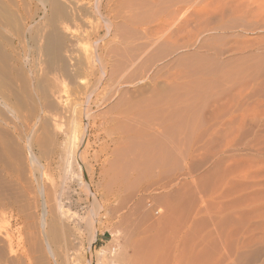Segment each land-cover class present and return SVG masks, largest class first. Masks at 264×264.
Instances as JSON below:
<instances>
[{
	"label": "rangeland",
	"instance_id": "1",
	"mask_svg": "<svg viewBox=\"0 0 264 264\" xmlns=\"http://www.w3.org/2000/svg\"><path fill=\"white\" fill-rule=\"evenodd\" d=\"M1 1L0 8L5 5L8 10L0 12V66L7 67V75L15 82L18 78L13 83L17 85L27 74L23 68L29 50L24 23L31 16L37 28L46 17L38 0ZM106 8L101 17L87 7L90 13L85 9V16L76 23L88 29L101 27L99 35L81 42L68 37L71 41L67 38L66 44L79 55L103 48L112 81L104 77L107 82H100L95 96L92 94L94 102H80L90 113L80 145L82 129L72 134L61 119L52 129L56 133L49 134L54 140L57 135V141L51 138L53 142L48 143V147L58 146L57 150L47 147L50 154H42L47 158L54 155L50 172L39 180L45 181L52 173L54 182L49 179L50 184L48 178V183L43 182L55 183L57 188L52 204L70 233L67 258L59 253L61 236L47 248L23 226L21 234H15V249L17 241L22 240L20 246L26 243L22 249L18 245V254L9 253L0 234V263L55 264L58 255L63 259L58 262L66 264H113L111 257L126 238L135 239L142 229L150 235L148 243L154 238L153 244H146L154 264H264V0H110ZM106 19L112 23L109 33ZM97 70L93 76L83 75L82 80L95 82L100 76ZM64 84L63 89L68 90L69 85ZM24 97L18 107L28 115L37 102L34 96ZM0 108L5 119L0 123L7 124L4 128L10 133L6 130L3 135L14 141L18 160L22 157L18 162L24 169L20 170L21 182L35 188L29 173L33 163L27 159L20 137L31 123L22 125L17 117L21 111L15 116V111L11 113L1 103ZM70 143L75 148L70 149ZM36 149L38 156L41 145ZM79 152L84 157L80 160ZM39 156L43 164L47 158L40 160ZM13 177L3 179L10 183L3 188L8 187L5 192L10 194L19 188ZM89 183L110 196V200L101 198L96 212L88 195ZM25 186L18 189L20 195L17 189L13 194L27 205L24 213L31 211V217L35 190H28L30 195ZM11 212L5 210L0 217L4 218L1 231L11 226ZM88 221L98 229L91 246ZM11 228L15 230V226ZM22 250L32 255L24 258Z\"/></svg>",
	"mask_w": 264,
	"mask_h": 264
},
{
	"label": "bare ground",
	"instance_id": "2",
	"mask_svg": "<svg viewBox=\"0 0 264 264\" xmlns=\"http://www.w3.org/2000/svg\"><path fill=\"white\" fill-rule=\"evenodd\" d=\"M7 1L9 2V0H7ZM24 1H26V0H24ZM27 1H30V0H27ZM38 1H39L41 9L44 11V17H46L45 18L46 22H41V24L43 23L41 26L39 25L36 28L35 26H37V24L33 25L32 21H31V18H33V17L28 16L29 17L28 18L26 15V12L28 10L26 12H24V14L26 15V20L28 18L27 23H24L25 25L23 24L24 28H25V29L23 28L24 29V31H23L24 40H25L24 42H27L26 45L29 48V50H27V52H25L26 55L24 56L25 58H24V63H23L24 64L23 68L27 71V74H23L24 76L22 75V77H21L22 79H21V81H19V83L17 84L18 86H17L13 83L18 82L17 81L18 78H16V82H15L14 79H11V77L9 75H7V73H8L7 67L0 66V103L3 104L7 110H9L11 113H13L15 111L14 114L17 113L18 111H21L23 108L22 109L19 108L20 107L19 100L23 99L24 96H27L30 99H31V97L33 98V96H34V98L37 102V103H35L36 108L35 109L33 108L34 111L31 112V114H28L29 116L24 115L23 112L25 110L24 111L22 110L23 112L21 111L23 114H20V113L17 114L18 118L21 117L20 120H22L24 123L29 121L31 123V125L29 123L30 126L28 127L27 126L28 123L26 125V123L24 124L21 121L22 125L23 126L26 125L28 129L26 130L25 127L20 126L21 128H25V130L18 129V131L22 130V132H21L22 136L19 135L20 132H18V131L16 132V134L19 135L21 137V139H23V141H24L25 150H26V153L28 156V157L27 156H25V157H27V159H29L33 164H36L35 166H33V164L31 165L29 163L32 166V168L30 166L31 169L29 170V173L31 174L30 177L32 179V183L35 181L36 183L35 182L34 183L36 185H35V188L34 187L30 188L29 185L25 186L24 185L25 183L23 184V182H21L22 180L20 179V177H22V176H20V170H22V169H20L19 166L23 163H21V164L19 163V165H18V162H19V160H22L21 159L22 157H19L20 159L18 160L19 154H18L17 146L14 145V143H13L14 141L13 142L8 141L7 138L3 135V132L7 130L4 128L5 126H7V124L3 127L2 126L3 123L2 124L0 123V217H2L5 210H10V211H12L11 213H13L12 215L10 214L13 217L12 222H11V226L5 227L3 231L0 230V234L2 236V240L5 244V246L8 248L10 254L17 253V250L19 249V248L17 249V247H18V245L19 246L21 245L20 242H22V240L17 241L18 245L15 249V241H16L15 240V234H17V236H19L21 234V231H23V229L25 228V226L27 227L26 229L29 228V230H32V232H30V234L32 233L31 234L32 237H35L36 241L39 239V242H41V243L43 242L45 245L48 246L47 248H50L49 246L52 245L53 242H55L54 240L58 236H61L62 241L60 243H62V244L61 245L59 244L60 246L58 245L60 247V250H61V252H59V253H60V256L62 255L63 256L62 258L65 260L67 258V254H68V252H67L68 248H69L68 244H70L71 242H70V238H69L70 233L66 231L67 228L64 229L63 225L61 224V221L59 220L60 217L57 214V211L55 209L56 207H53V206H55V204L54 205L52 204L54 202L53 201L54 200V194H55L54 191L57 188L55 187V189H54L53 184L55 185V183H53L52 185H46L44 183L45 181L47 182V180H46L47 178H48V182L51 181V180L49 181V179L53 180V178H50L52 176V173H49V177H47L45 179V181L43 180L44 182L39 180V179H40V177L47 176L48 171L50 172L51 167H52L51 163H52V157L54 155L52 157L51 156H48V158L46 157V154H50L49 151H48L49 153L47 152L48 148H50V149L54 148V145L51 147L52 144L48 147V145H49L48 143L53 142V141H51L52 135H49V134H51V131L52 132L54 131L52 129L53 128L56 129L55 127H57V125H59L58 123H59V121H61V119L62 120L64 119L68 123L67 127L71 128L72 134H76L75 130L77 131V130L82 129V131H80L81 136L79 138V143H78V145H80L82 139H84L85 125L87 124L86 122H88L87 116L90 114L89 110H88L89 108H87L86 105H89L92 101L94 102V100L92 98V94L94 95V93H95L94 90L100 84V82H101V84L104 82H107V79H108V81L109 80L112 81L111 73L109 72L110 73L109 74L106 71L107 61H105L106 57H105L103 48H100V50H97V51H93L90 53L86 52V53H83L82 55H79V54H76L75 52L73 53V50L71 48H70L71 50L68 49L67 44H66V40L68 37L76 38L77 42H81V41L85 40L86 38L89 39V37L91 38L92 36L94 37V35L95 36L99 35L100 30L102 29L101 27H100L101 29L98 27H96L95 29H93V27L88 29V28H84V27L82 28L76 23L78 20H80L82 17L85 16V9L87 7L90 8V10H92L91 12L96 13V14L101 16L104 13L105 8H106V6L110 0H105V1L95 0L92 3L86 2V1L83 2L84 0H38ZM0 2H1V4L3 3L1 0H0ZM14 4L16 6V3H14ZM29 4H27V5H29ZM4 6H3V9L0 8L1 9L0 12H3L4 9L5 10L7 9V8H4ZM0 7H1V5H0ZM21 8L23 9V7H21ZM109 8H110V6H109ZM27 9H28V6H27ZM106 9H108V7ZM107 11H109V10H107ZM8 12H10V11H8ZM87 12H89V11L87 10ZM13 14H15V13H13ZM27 14L29 15L28 12H27ZM9 15H10V13H9ZM33 15L35 16V14H33ZM105 15H106V13H105ZM2 17H4V16H2ZM10 17H13V16H10ZM23 20H25V19H23ZM8 21H9V19H8ZM81 21H83V20H81ZM71 23L72 24L74 23L73 27H72V25H70ZM105 23H106V29H107L106 32L109 33V31L111 30V24L112 23H111V21L110 22L107 21V19H106ZM0 26H2V25H0ZM33 26L36 29L32 28ZM2 29H1V31H2ZM0 36H1V32H0ZM69 39L70 38H68V40ZM22 41H23V39H22ZM70 41L71 40H69L68 43ZM23 55H24V53H23ZM29 55H31L30 58H29ZM94 63L97 64L98 70L97 69H95V70L99 71L98 73L100 74V76L99 77L97 76V79L95 82H88V81L86 82V80L85 81L82 80L83 75H89V74H91L90 76L95 75L96 71L94 70V67H95ZM24 69H22V71ZM24 73H26V72H24ZM104 77H108V78L106 79ZM94 78H95V76H94ZM65 81L69 85L68 90L63 89V85H65L64 83H66ZM64 88H66V87H64ZM11 97H14L13 102L11 101V99H12ZM94 98L96 100L97 97H94ZM129 99L130 98L128 97V100ZM24 101H27V100H25V97H24ZM80 102H84V104H86V105L83 104V107H80L81 106V105L79 106ZM84 106H86V107H84ZM29 109H31V108H29ZM29 109H27V110H29ZM15 116H16V114H15ZM3 117L4 116H2L1 111H0V122H2V120L4 119ZM27 117L29 119H27ZM7 119H9V118H7ZM4 121H5V119L3 120V122ZM64 122H63V125H64ZM19 125H21V123H19ZM60 125H62L61 122H60ZM15 127L17 129V126H15ZM91 127H95V126H93V123H92ZM91 127H89V128L91 129ZM6 128H8V127H6ZM61 128H63V130H64V127H61ZM60 129L58 128L57 130L60 131ZM7 132H8V130H7ZM63 132L64 131H62L61 133H63ZM54 133H56V131H54ZM57 134H59V132ZM63 134H61V135L64 136ZM53 135H56V134H53ZM74 136H72V137H74ZM47 137L49 140L46 139L47 141H45V142L47 143V145H45V147H44L43 146L44 139ZM56 137H57V135H56ZM56 137H55V140L53 138H52V140L57 141ZM78 137H79V135H78ZM86 137H88V136H86ZM67 138L69 139V137H67ZM74 138H71V139H74ZM71 139H70V141L73 142ZM9 142L13 143L12 145H14V146L12 147ZM70 144L72 145V143H70ZM40 145H41L42 153L37 152V154L38 153L41 154V155L38 154V156L40 155L39 156L40 160L44 156L47 158L46 160L44 159L45 162H43V164L39 163V159H37L38 156L36 155V150H37L36 147H39ZM60 145H62V143ZM73 146H75V145H72V146L69 145V148L70 149H71V147H72V149L75 148ZM86 147H87V145H86ZM46 148H47V150H46ZM57 148H58V146H57ZM57 148H54V150H57ZM63 148L64 147L62 146V149ZM65 148H67V144H66ZM38 149H40V148H38ZM77 149H78V146H77ZM83 149H85V147ZM78 150H80V149H78ZM43 152H45V153L47 152V153L46 154L44 153L45 155L42 156ZM58 152H59V150H58ZM64 152L65 151L62 150V153H64ZM81 152L84 153V151H81ZM82 153H80L81 155L79 154L81 157H79L78 154H76L77 156L74 153H72V154L75 155L76 157H79V160H80V158L83 157ZM57 154H55V155L57 156ZM60 154L61 153H59V155ZM61 155H63V154H61ZM23 159H25V158H23ZM58 159H59V157H58ZM94 159L96 160L98 158L95 157ZM56 160H57V158H56ZM60 160L61 159H59L58 161H60ZM61 161H63V160H61ZM61 161H60V163H61ZM71 161H73V160H71ZM54 162L52 164H54ZM29 164L27 163L26 165L28 166ZM55 165H53V166L55 167ZM21 168H23V167L21 166ZM90 170H91V168H90ZM22 172H24V169L22 170ZM50 174H51V176H50ZM11 176H14L13 178H15V183L19 187V188L16 187L15 190L16 189L17 190L23 189V187L21 188V185L30 188V189H28V188L24 187L26 189L25 190L26 193L28 190H30V192H31L33 188L35 190V192L32 191L33 197H31L33 199V200H31V202L33 201L31 207L33 208L32 210H34V212L32 211L34 214H32L31 217H29V214L31 213V211L29 213L28 212L24 213L25 212L24 207H26L27 205L25 206L24 205L25 203H21L22 201L20 200V198L16 194H13L15 192V190L12 194H10V192H8V191H7L8 193L5 192L6 190H8L7 189L8 187L6 188V190L3 189L6 187V185L8 186V184H10V183L7 184V182L5 183L4 181L7 180V178H9ZM92 177H91V179H92ZM89 178H90V175H89ZM3 179H5V180L3 181ZM42 179H44V178H42ZM7 181H9V180H7ZM53 182H54V180H53ZM51 183H52V181L50 182V184ZM27 184H28V182H27ZM29 184H31V182H29ZM92 184L88 185L87 189H88L89 198L95 204V207L92 205L94 207L93 211H95V209H97L96 205H97V203L100 202L101 198L106 199V200H110V196L106 197L105 194L99 193V191H97L95 188H93L91 186ZM1 188L4 190V193L2 192L3 190ZM107 189H108V186H107ZM11 190L13 191V189H11ZM9 191H10V189H9ZM142 191H144V190H142ZM16 192L19 194V192L21 193V190H18ZM30 192L28 191L29 194H30ZM26 199H28V198H26ZM27 203L29 205H31V203L29 201ZM94 213L93 212L91 213L92 218L94 216L93 215ZM4 215H5V213H4ZM33 215H35V216H33ZM92 218H90V220H92ZM3 219H0V220L3 221ZM93 220H92V222H93ZM92 222L88 221V223L86 224L87 228L91 230V231L89 230L91 233L90 234L91 235L90 236L91 237L90 238V246L92 245V243L97 238V232H96L97 228L95 226H93ZM12 225L15 226V230H13L11 228ZM19 225H22V226H19ZM4 226H6V225H4ZM4 226H2V227H4ZM8 226H9V224H8ZM23 226H24V228H23ZM152 234H151V236H152ZM136 235H137L136 238L135 239L133 238V240H131V238H129L131 236L130 235L126 238L125 242L123 241L124 242L123 247H121L120 251L119 252L117 251V253H115V255H113L111 257L113 264H152L153 263V257H150L149 256L150 254L149 255L147 254L149 251L147 250L146 244L148 246L149 244H151V241L153 244L154 238L153 239L151 238L152 240L149 239L150 243H148L147 235H149V233L147 234L146 231H143L142 229H140V231L138 230ZM61 237L60 238L58 237V239L61 240ZM156 238H157V234H156ZM18 240H20V239H18ZM155 241H154V243H155ZM23 242H24V240H23ZM160 243H162V242H160ZM25 244L26 243L24 242V244L22 246H20L21 247L20 249L24 248ZM154 248L157 249V247H152V249H154ZM156 249H154V251ZM158 249H159V247H158ZM1 251H2V249H1ZM152 251H151V253H152ZM50 252L52 253V250H50ZM54 252H55V250H54ZM57 253H58V251H57ZM21 254H23L25 256L24 258H26V257H29V255L31 253L28 255L26 253V251L22 250ZM55 254H56V252H55ZM20 256L22 257V255H20ZM2 257H5V256H2ZM62 258H60L58 255H56V258L54 257L53 262H55V264H66L65 261H61V262L59 261L58 262V260H60ZM19 260H20V258H19ZM33 260H34V258H33ZM28 261H29V259H28ZM157 261H159V260H157ZM8 262L9 261H7L6 263H8ZM34 262H36V261H34ZM11 263L12 262H10V264Z\"/></svg>",
	"mask_w": 264,
	"mask_h": 264
}]
</instances>
